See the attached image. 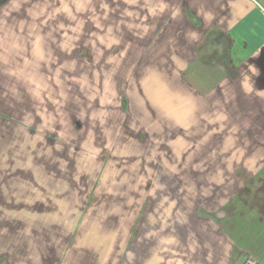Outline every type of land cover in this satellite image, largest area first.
<instances>
[{
	"label": "crops",
	"instance_id": "1",
	"mask_svg": "<svg viewBox=\"0 0 264 264\" xmlns=\"http://www.w3.org/2000/svg\"><path fill=\"white\" fill-rule=\"evenodd\" d=\"M163 20L155 16L144 28L138 21L136 44L155 48L137 52L136 60L158 66L163 59L165 75L177 81L166 87L180 92L179 111L161 117L142 104L149 115L136 120L135 133L107 137L114 144L134 140V164L119 162L118 149L112 161L96 163L90 151L68 145L46 147L42 140L32 147L39 134L25 125L21 106L11 109L18 120L0 116V264H125L146 202L157 222L136 229V264H264V238L250 239L255 232L242 220L252 210L235 197L246 180L189 179L183 163L188 140L200 141L192 147L197 152L207 138L206 150L229 156V171L264 172V0H182ZM147 86L139 92H148L150 103L156 96ZM157 153L166 165L150 159ZM210 187L218 189L206 196Z\"/></svg>",
	"mask_w": 264,
	"mask_h": 264
},
{
	"label": "rangeland",
	"instance_id": "2",
	"mask_svg": "<svg viewBox=\"0 0 264 264\" xmlns=\"http://www.w3.org/2000/svg\"><path fill=\"white\" fill-rule=\"evenodd\" d=\"M181 1L156 0L149 5L146 0H8L0 5V116L18 120L20 117L12 111L21 106L24 116H29V123L25 125L39 134L32 147L42 140L46 147L68 145L72 149H82L81 154L90 151L88 154L96 163L106 158L112 161L114 154L111 157L110 152L118 149L122 155L119 162L134 164L136 147L133 145L136 146V142L130 139L114 144L107 137L115 138L118 133L121 136L123 131L135 133L136 120L149 113L148 108L143 113L142 104L148 103L156 111L155 115L161 117L179 111L176 106L180 105V100L174 97L180 92L169 91L166 87L173 79L165 75L163 59H156L158 66L144 65L148 64L144 59L136 60L137 52L155 48L154 44H136L137 23L139 21L144 28L155 16L158 24L163 23L165 11L176 9ZM142 85L153 88L151 93L156 96L155 101L149 103L148 92L145 95L139 92ZM172 100L177 101L173 103ZM165 104L171 106L167 108ZM26 109L28 113L24 112ZM180 126L174 123L172 128L180 129ZM199 142L188 140L189 155L183 156V163L189 164L188 178L216 183L225 181L226 184L229 179L246 180V187L238 188L234 196H243L252 210L248 217L242 218L255 232L250 239H263L264 172L240 171L236 175L234 168L228 169V155L214 156L212 150H206L211 144L207 138L195 152L192 147ZM225 142L221 140L219 145L226 146ZM160 143L165 141H159L158 145ZM242 145V142L237 143L238 147ZM202 148L206 155L197 154ZM157 155H151L150 159L158 165H166L165 157ZM161 173V177L154 176L163 178ZM172 175L179 179L181 174ZM219 188L229 190L223 186ZM213 189L218 188H207L206 196L207 191ZM226 211L231 217L230 210ZM150 213L146 202L140 220L134 225L133 235L128 239L123 256L125 264H136V229L143 232L149 224L157 222ZM230 222H234L233 219Z\"/></svg>",
	"mask_w": 264,
	"mask_h": 264
},
{
	"label": "built area",
	"instance_id": "3",
	"mask_svg": "<svg viewBox=\"0 0 264 264\" xmlns=\"http://www.w3.org/2000/svg\"><path fill=\"white\" fill-rule=\"evenodd\" d=\"M246 264H257V263H256V261L250 259V260H248V261L246 262Z\"/></svg>",
	"mask_w": 264,
	"mask_h": 264
},
{
	"label": "water",
	"instance_id": "4",
	"mask_svg": "<svg viewBox=\"0 0 264 264\" xmlns=\"http://www.w3.org/2000/svg\"><path fill=\"white\" fill-rule=\"evenodd\" d=\"M8 0H0V5L4 4L5 2H7Z\"/></svg>",
	"mask_w": 264,
	"mask_h": 264
}]
</instances>
